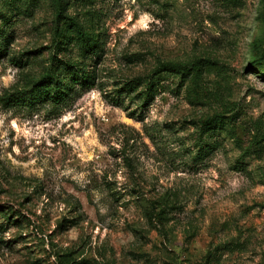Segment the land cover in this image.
<instances>
[{"label": "rangeland", "instance_id": "rangeland-1", "mask_svg": "<svg viewBox=\"0 0 264 264\" xmlns=\"http://www.w3.org/2000/svg\"><path fill=\"white\" fill-rule=\"evenodd\" d=\"M66 2L0 0V264H264V0Z\"/></svg>", "mask_w": 264, "mask_h": 264}, {"label": "trees", "instance_id": "trees-1", "mask_svg": "<svg viewBox=\"0 0 264 264\" xmlns=\"http://www.w3.org/2000/svg\"><path fill=\"white\" fill-rule=\"evenodd\" d=\"M67 5L66 0H58V12H57V19L58 20H63V21H68L73 23L74 18L71 17L65 7ZM255 64H258L259 61H253ZM193 67L198 68V63H190V64H177V63H161L159 67L157 68V72H162L166 70H178V71H185L188 72L190 71ZM65 70H69L68 74L69 76H75V80L79 82V84H86L88 81L93 79V76L89 73H85L84 71H76L73 68H70L69 66L65 68ZM59 85V79L58 77L52 76L51 73L46 74L38 81L32 84V86L25 91L23 94L14 96V97H7L4 99V105L7 107L11 106H20L24 105L26 103H33L35 101H44L47 100L48 96H51L53 100H57L60 98V92H55V94L52 96L51 91L53 88H55ZM57 98V99H55ZM207 125V124H205ZM204 125V126H205ZM210 150V149H208ZM207 150V151H208ZM205 151V152H207Z\"/></svg>", "mask_w": 264, "mask_h": 264}]
</instances>
